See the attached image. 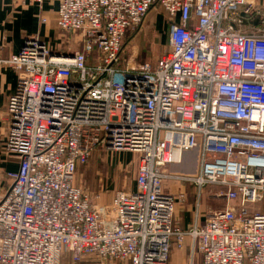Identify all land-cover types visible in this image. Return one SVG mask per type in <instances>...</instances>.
Segmentation results:
<instances>
[{
    "label": "built area",
    "instance_id": "2783aa9c",
    "mask_svg": "<svg viewBox=\"0 0 264 264\" xmlns=\"http://www.w3.org/2000/svg\"><path fill=\"white\" fill-rule=\"evenodd\" d=\"M253 8L60 0L57 26L82 51L55 54L38 36L8 58L0 47V68L19 72L4 149L20 160L0 197V264H170L172 241L187 237L202 264H264V33L238 28ZM156 9L168 50L127 61L125 39ZM99 150L138 155L136 190L105 205L76 184ZM188 185L198 200L219 188L226 205L178 231Z\"/></svg>",
    "mask_w": 264,
    "mask_h": 264
},
{
    "label": "crops",
    "instance_id": "0c3cea01",
    "mask_svg": "<svg viewBox=\"0 0 264 264\" xmlns=\"http://www.w3.org/2000/svg\"><path fill=\"white\" fill-rule=\"evenodd\" d=\"M59 4L60 0H46L43 7L39 8L31 4L30 0H0V47L3 57L18 54L26 40L35 36L44 41L48 40L53 50L57 52L61 50L60 44L63 42L60 41L61 33L57 26ZM43 18L46 22L42 21ZM238 28L248 33H264V0H254L252 12L245 15L242 26ZM168 30L169 22L163 10L156 9L147 16L143 33L145 37L159 41L160 49L168 45ZM75 36L83 46L81 36L79 34ZM74 47L64 46L63 49L73 51ZM18 79L19 72L16 69L0 68V197L10 186L7 174L17 171L20 163L16 155L4 149L8 134L7 102L17 88ZM118 165L120 170L123 165L120 162ZM188 187L191 188L189 185L182 188L189 194L186 204H179L175 214V228L178 231H188L193 227L197 212L201 214L202 221L208 212L205 197L196 199ZM135 190L136 181L130 191ZM172 245L170 264H202V256L195 250L191 238H185L182 247L177 246L175 240L172 241Z\"/></svg>",
    "mask_w": 264,
    "mask_h": 264
},
{
    "label": "rangeland",
    "instance_id": "374dc122",
    "mask_svg": "<svg viewBox=\"0 0 264 264\" xmlns=\"http://www.w3.org/2000/svg\"><path fill=\"white\" fill-rule=\"evenodd\" d=\"M150 14V13H149ZM145 23L140 30L133 32L125 39L126 44V59L132 60V63L141 65L147 61H154L159 56L166 53L168 45L163 49L159 47V41H155L150 37L144 35ZM61 40L63 43L61 50L58 52L53 50L55 54H68L74 52H80L83 50V46L79 43V38L75 35H67L60 31ZM136 33V34H135ZM135 34V35H134ZM132 37V38H131ZM148 38V39H147ZM48 44L50 42L46 40ZM74 45L73 51L64 50V46ZM156 48V49H155ZM156 51H155V50ZM159 49V51H157ZM75 50V51H74ZM158 52V53H157ZM122 163V167L118 169V163ZM137 164V166H136ZM138 168V155L132 152H119V153H107L106 151L99 150L91 158L90 162L79 168L76 176V184L80 186L85 193L89 194L94 203L109 204L113 195L118 191L131 192L137 176ZM185 173H193L192 166H183ZM189 188V187H188ZM193 189V188H189ZM222 192L215 186L206 187L203 198L205 197V203L207 205L206 210L209 212L218 211L225 208L226 201L221 198H213L212 196ZM193 193V190H192ZM100 196V199H98ZM189 196V194H188ZM193 201V200H192ZM186 204V203H185ZM258 208L259 206H255ZM251 212L258 211L254 207H250Z\"/></svg>",
    "mask_w": 264,
    "mask_h": 264
}]
</instances>
